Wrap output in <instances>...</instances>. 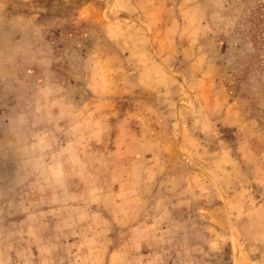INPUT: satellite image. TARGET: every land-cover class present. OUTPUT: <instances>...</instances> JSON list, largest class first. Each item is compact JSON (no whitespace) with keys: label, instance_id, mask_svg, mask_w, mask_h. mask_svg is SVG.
<instances>
[{"label":"rangeland","instance_id":"obj_1","mask_svg":"<svg viewBox=\"0 0 264 264\" xmlns=\"http://www.w3.org/2000/svg\"><path fill=\"white\" fill-rule=\"evenodd\" d=\"M10 189L53 264H264V0H0Z\"/></svg>","mask_w":264,"mask_h":264},{"label":"clouds","instance_id":"obj_2","mask_svg":"<svg viewBox=\"0 0 264 264\" xmlns=\"http://www.w3.org/2000/svg\"><path fill=\"white\" fill-rule=\"evenodd\" d=\"M33 72H35L34 69ZM24 211L26 209L20 207L17 203L14 190L0 191V217L5 214L11 217ZM13 223L16 222L13 221ZM16 227L17 230L14 231L0 229V264H11V254L13 253L16 257L15 264H34L35 261H38L39 264H53L52 254L57 249L52 240H45L30 226L27 231L18 224ZM33 246H35L39 256L33 255Z\"/></svg>","mask_w":264,"mask_h":264}]
</instances>
